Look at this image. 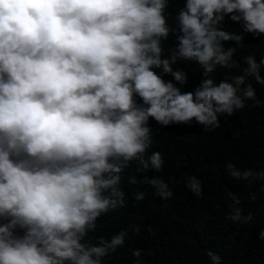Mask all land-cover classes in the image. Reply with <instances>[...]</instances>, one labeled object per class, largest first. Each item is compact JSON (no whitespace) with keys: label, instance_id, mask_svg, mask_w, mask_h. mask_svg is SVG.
<instances>
[{"label":"clouds","instance_id":"9594fccd","mask_svg":"<svg viewBox=\"0 0 264 264\" xmlns=\"http://www.w3.org/2000/svg\"><path fill=\"white\" fill-rule=\"evenodd\" d=\"M170 2L0 0V264H103L124 244V233L98 244L86 237L101 215L124 204L123 169L132 161L145 170L164 168L160 151L146 156L150 119L163 127L195 120L212 131L219 115L256 100L248 81L264 85V57H244L242 73L218 83L213 74L238 65L236 47L224 42L244 40L225 29L226 17L258 38L264 0H184L175 28ZM170 35L175 46L165 56L162 42ZM181 61L203 70L194 91L177 86L189 79L173 67ZM226 168L237 180L264 181V171L232 162ZM144 181L162 200L173 196L163 180ZM186 186L202 196L197 176ZM229 219L241 220L242 209L232 207ZM207 255L220 264L218 254Z\"/></svg>","mask_w":264,"mask_h":264},{"label":"trees","instance_id":"16d2710c","mask_svg":"<svg viewBox=\"0 0 264 264\" xmlns=\"http://www.w3.org/2000/svg\"><path fill=\"white\" fill-rule=\"evenodd\" d=\"M183 6L184 0L169 3L171 27L178 26L174 18ZM224 27L242 33L244 40L242 44L224 42L225 47H236L234 59L238 65L231 70L218 67L213 74L217 83L241 74L247 67L244 57L255 56L258 62L264 57V35L257 38L243 33L242 23L227 17ZM162 43L167 56L175 46V37L170 35ZM173 67L189 73L183 86L171 75L164 77L182 91H194L204 78L203 70L194 62L181 61ZM248 82L256 89V100L247 101L245 108L231 116L219 115L220 127L212 131L195 120L163 127L150 119L153 142L146 156L160 151L164 168L160 172L145 170L138 161H132L123 169L119 187L125 193L124 204L101 215L86 237L98 244L101 237L111 240L124 233V244L104 257L103 264H137L138 260L140 264H213L208 251L221 257L220 264H264V239L260 235L264 231V181L249 184L237 180L226 168L232 162L241 170L264 171V85L251 77ZM192 175L202 181V196H195L186 186ZM133 176L135 184L130 183ZM144 177L168 183L173 196L162 200ZM141 192L144 199L137 200L136 194ZM229 192L239 198V205L234 204ZM232 207L242 209L241 220L229 219ZM137 249L142 250L140 257L133 255Z\"/></svg>","mask_w":264,"mask_h":264}]
</instances>
